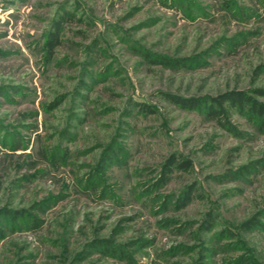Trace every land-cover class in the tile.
I'll return each mask as SVG.
<instances>
[{"label": "rangeland", "instance_id": "obj_1", "mask_svg": "<svg viewBox=\"0 0 264 264\" xmlns=\"http://www.w3.org/2000/svg\"><path fill=\"white\" fill-rule=\"evenodd\" d=\"M259 89L264 0H0V264H264V124L167 97Z\"/></svg>", "mask_w": 264, "mask_h": 264}, {"label": "trees", "instance_id": "obj_2", "mask_svg": "<svg viewBox=\"0 0 264 264\" xmlns=\"http://www.w3.org/2000/svg\"><path fill=\"white\" fill-rule=\"evenodd\" d=\"M58 33L51 39L50 48L53 51L59 44ZM164 62V61H163ZM259 95L264 96V89L257 90ZM170 101L176 105L190 109L198 110L205 113L207 116L219 120L227 113V105L236 108L239 111H247L250 116L261 119L264 124V102L257 100L256 98L249 96L245 91L231 90L218 96H180L176 94H167ZM57 103L54 104L51 109L56 108ZM190 166V162L180 161L176 155L170 156L164 167L163 178L165 179L174 168L187 169ZM186 200H191V196H187ZM7 216L16 218L15 212H9ZM245 229L252 230L256 227H264L261 222L256 219H251L242 224ZM100 245L110 248L109 244H105L104 240L100 241ZM249 258L241 256L235 264H253Z\"/></svg>", "mask_w": 264, "mask_h": 264}]
</instances>
